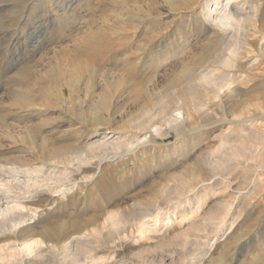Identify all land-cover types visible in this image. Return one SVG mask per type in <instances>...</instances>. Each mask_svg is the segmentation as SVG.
<instances>
[{"label":"rangeland","instance_id":"rangeland-1","mask_svg":"<svg viewBox=\"0 0 264 264\" xmlns=\"http://www.w3.org/2000/svg\"><path fill=\"white\" fill-rule=\"evenodd\" d=\"M205 1L0 0V165L125 144L32 197L55 254L0 264H264V0L229 31Z\"/></svg>","mask_w":264,"mask_h":264},{"label":"bare ground","instance_id":"bare-ground-1","mask_svg":"<svg viewBox=\"0 0 264 264\" xmlns=\"http://www.w3.org/2000/svg\"><path fill=\"white\" fill-rule=\"evenodd\" d=\"M236 2V0H206L204 4L200 7V13L206 19L210 18L213 21L214 26L219 28V30L229 31L233 29H238V27L243 24L242 22H245V19L240 18L239 15L233 12L232 6L235 7L237 5ZM26 3L27 2H23L21 4L20 15L23 14L27 9ZM60 5L61 4L58 2L56 3L57 8ZM234 43L237 42L234 41ZM235 51L236 49H232L230 51V57L231 55L234 56L236 54ZM228 59L222 61V66H229L232 64L230 63L231 60L228 61ZM199 77L201 81H204V83L208 82V86L212 84L213 87L214 83L211 81V78H209L207 75H199ZM28 106L31 109L32 104H28ZM176 111L178 116L182 115L180 107ZM177 121L178 118L174 114V116L169 117L168 124L169 126L174 124V126L172 127H177ZM13 128H15L14 125H8L7 130L3 131V133H5L9 138H12L13 136L10 135V131ZM140 136L141 134L136 135V140H134V142H137V144L143 141L142 139H140ZM134 142H131L130 144ZM124 145L125 144L122 142H115L114 140H104V138L102 137L99 141L96 140L95 142L90 143L89 146L81 147V154L76 155L73 153H69L71 154V156H66L65 154L63 156H60L61 154H58L55 149L53 150V156L46 159L54 168L48 170H45L43 167L45 160L38 166L30 167L13 166V164L9 166L0 165V238L4 240V244L0 246V255H4V259H8L12 258L14 255L19 254L27 257L28 255H42V253L45 251H51L54 253L58 243L55 242V244L48 245L45 240L37 238L33 239L32 234H30L32 229L30 228V225L26 223V218L27 216H29L28 213L35 209L33 207L34 205H32V197L34 196V194L36 197V195H40L48 191L54 192V190L59 189L61 187L64 188L65 186H67V184L73 182L75 179H72V172L75 174L81 173L83 170L82 168L89 166V159L92 160V155H95L97 151L100 152L108 148H112L114 150L116 149L117 151ZM64 151L68 153V151ZM93 157L95 158L96 156ZM59 166L61 167V169L55 170ZM70 168H72L73 171L72 169L71 171H69L68 169ZM197 177L198 176H196V178ZM183 186L185 185L183 184ZM38 198L39 197H37V199ZM37 211L34 213H37ZM46 230L48 231V229ZM147 231H149V228ZM76 236L77 237L68 239V244H63L64 248H68L69 245L73 243L80 245L81 236ZM74 264H78V262H75Z\"/></svg>","mask_w":264,"mask_h":264}]
</instances>
